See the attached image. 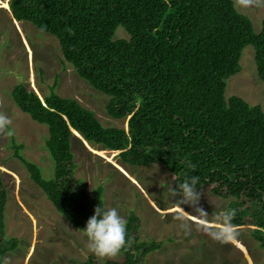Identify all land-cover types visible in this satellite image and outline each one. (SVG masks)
<instances>
[{
    "label": "trees",
    "instance_id": "16d2710c",
    "mask_svg": "<svg viewBox=\"0 0 264 264\" xmlns=\"http://www.w3.org/2000/svg\"><path fill=\"white\" fill-rule=\"evenodd\" d=\"M7 5L13 19L56 38L62 62L108 96L105 107L112 117H128L127 128L103 125L75 97L55 91L56 76L42 99L21 82L12 86L13 103L47 129L51 175L45 177L40 165L19 153L20 145H14V154L58 214L83 233L94 209H106L103 186L88 191L75 174L73 129L93 148L118 151L121 163L163 165L173 186L198 176L196 188L205 185L226 200L224 210H236L232 223L252 227V238L264 250V110L258 102L225 94L226 79L239 71L246 46H252L256 74L264 81V15L255 31L232 0H8ZM119 26L127 37H114ZM6 201L0 177V264L18 244L5 235ZM126 220L136 256L122 251L121 259L101 260L90 254L82 263L144 264L161 242L140 237V217L133 211Z\"/></svg>",
    "mask_w": 264,
    "mask_h": 264
},
{
    "label": "rangeland",
    "instance_id": "374dc122",
    "mask_svg": "<svg viewBox=\"0 0 264 264\" xmlns=\"http://www.w3.org/2000/svg\"><path fill=\"white\" fill-rule=\"evenodd\" d=\"M7 4L8 0H0V111L12 119L10 127L15 135H0V177L7 192L5 235L16 237L18 244L4 258L11 264H83L92 254L86 247L87 237L55 211L14 154V145H20L19 153L40 165L45 177L51 175L52 162L44 146L47 129L13 103L10 90L21 82L42 98L56 76L55 91L75 97L103 125L126 128V119L112 117L105 107L108 96L90 87L62 62L55 37L29 22L13 19ZM241 13L259 31L264 9ZM114 37L127 34L119 26ZM239 65V71L226 79L225 94H238L251 104L258 102L264 110V81L256 74L252 46L243 48ZM71 142L75 174L87 190L101 184L106 209L116 208L125 219L133 211L140 217V237L160 240L161 245L146 255L144 264H264V250L252 238L250 226H239L236 239L227 244L215 242L198 230V221L185 235L173 216L177 209L167 195L172 180L163 165L131 166L118 160L116 150L93 148L77 136ZM196 189L202 192L199 205L209 220L224 210L226 200L211 194L205 185ZM182 207L194 214L191 206Z\"/></svg>",
    "mask_w": 264,
    "mask_h": 264
},
{
    "label": "clouds",
    "instance_id": "9594fccd",
    "mask_svg": "<svg viewBox=\"0 0 264 264\" xmlns=\"http://www.w3.org/2000/svg\"><path fill=\"white\" fill-rule=\"evenodd\" d=\"M232 2L234 10L238 13L253 8L264 9V0H232ZM66 31L70 35H74L71 28H67ZM12 123V119L6 113L0 111V135L13 137L15 131L10 127ZM72 132L83 142H87L76 130L72 129ZM84 144L86 145V143ZM189 168L195 170L196 165L189 163ZM198 184L199 177L191 176L190 178L186 177L176 186L172 184L167 186V195L169 199L173 200L172 203L177 209L173 213L174 219L179 221V227L185 235L191 233L193 223L198 221L196 225L198 230L205 232L213 241L221 244L232 242L238 235V226L232 223L236 210H221L209 220V214L199 205L202 192L197 191L196 186ZM176 197H179V199H176ZM182 205L191 206L194 214L186 212ZM126 225L127 220L120 215L116 208L104 209L97 206L94 209V215L87 220L86 226L82 230L84 236L87 237L86 247L88 251L102 260H116L122 251L131 252L133 256H136L138 253L132 249L135 241L134 238L127 236ZM2 264H11V261L9 258H4Z\"/></svg>",
    "mask_w": 264,
    "mask_h": 264
},
{
    "label": "bare ground",
    "instance_id": "6f19581e",
    "mask_svg": "<svg viewBox=\"0 0 264 264\" xmlns=\"http://www.w3.org/2000/svg\"><path fill=\"white\" fill-rule=\"evenodd\" d=\"M26 43V42H25ZM26 45V44H25ZM77 133V132H76Z\"/></svg>",
    "mask_w": 264,
    "mask_h": 264
},
{
    "label": "water",
    "instance_id": "95a60500",
    "mask_svg": "<svg viewBox=\"0 0 264 264\" xmlns=\"http://www.w3.org/2000/svg\"><path fill=\"white\" fill-rule=\"evenodd\" d=\"M117 153H118V151H117Z\"/></svg>",
    "mask_w": 264,
    "mask_h": 264
}]
</instances>
